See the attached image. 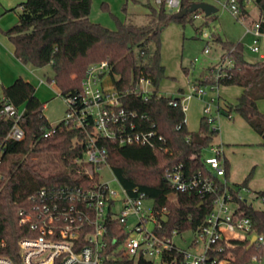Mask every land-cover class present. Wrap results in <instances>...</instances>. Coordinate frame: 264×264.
<instances>
[{
	"label": "trees",
	"instance_id": "trees-1",
	"mask_svg": "<svg viewBox=\"0 0 264 264\" xmlns=\"http://www.w3.org/2000/svg\"><path fill=\"white\" fill-rule=\"evenodd\" d=\"M243 10L244 0H239ZM194 1L182 0L181 9L189 7ZM264 14V0H255ZM92 0H25L19 3L17 21L2 32L14 45L15 56L29 66L45 67L50 65L61 96L76 94L88 66L107 60L111 66L110 77L114 88L122 95L124 107L136 112L134 121L137 129L154 132L152 145H120L112 140H104L109 153V163L120 182L129 191L138 188L147 198H152V211L162 223L159 233L170 235L176 230L195 232L206 220L213 208L214 194L200 198L196 192L176 191L165 178L167 169L180 167L186 175L202 172L219 184V191L225 188L232 191L237 202L235 213L249 217L256 233L264 235V208H255L247 199L239 198V191L247 186L253 170L239 183L229 179L230 162L223 155L225 175L215 176L209 169L204 151L216 145L219 132L206 115L200 118L197 130H190L185 112L180 105L174 106L171 100L181 96L166 95L159 86L165 78V66L161 55V32L170 22L186 24L192 22L197 10L183 16L170 12L164 4L145 6L148 22L137 24L132 21L117 20L115 29L90 20ZM126 8V6H124ZM214 14L206 16L213 17ZM216 40L227 49L220 61L228 55L231 64L225 67L227 74L215 78V67L196 78V86L237 85L244 88L235 103H227L223 114H239L262 138L264 145V112L257 100L264 98V58L250 62L243 53L242 42H231L220 38ZM218 64V63H217ZM187 72L188 70L185 69ZM142 77L150 80L152 90L138 92L137 86ZM0 108L7 100L16 106H24L20 124L25 135L21 140L9 139L6 152L0 164V242L6 247L0 252L15 257L19 239L26 234V228L19 223V210L30 204V197L45 185L62 183L77 173L71 160L82 155L86 149L83 132L78 129L58 125L55 133L45 136L50 123L45 117V103L36 94L35 85L22 77L11 84L2 86ZM5 100H4V99ZM221 110V108H220ZM14 123L13 118L0 115V140H3ZM220 146V144L217 143ZM39 155L55 157L58 164L50 171H44L35 158ZM264 197V189L256 191ZM114 229H120L118 225ZM251 238H231L222 241L224 249L213 254L224 264H251L254 256L259 257L264 247L257 242L252 245ZM232 253L233 256L229 255ZM103 264H157L154 259L143 256L137 258L111 257ZM160 264H182V254L176 248L166 251Z\"/></svg>",
	"mask_w": 264,
	"mask_h": 264
},
{
	"label": "built area",
	"instance_id": "built-area-1",
	"mask_svg": "<svg viewBox=\"0 0 264 264\" xmlns=\"http://www.w3.org/2000/svg\"><path fill=\"white\" fill-rule=\"evenodd\" d=\"M214 1L220 6L214 14L222 10L240 20L246 27V33L252 37L250 50L264 58V14L259 10L258 16L250 20V24L246 22L251 18L248 6L255 0H244L246 10H243L239 0ZM155 2L164 4L172 12L181 10L182 0ZM204 52H209V45ZM230 64L231 60L226 55L216 65L215 78L226 75L225 67ZM110 70L107 60L90 64L81 90L63 96L68 105L65 118L56 124L50 123L44 135L55 133L61 123L84 133L79 142L84 143L86 149L82 155L71 160L76 165L77 173L65 182L43 186L30 197L28 206L21 207L19 223L26 228V234L18 241L15 257L0 252V264H103L105 259L111 257L161 258L172 248L181 252L182 264H224V259L218 260L213 255L224 249L222 241L244 235L252 238L255 235V242L264 247V235L255 232L251 219L238 216L236 207L230 210L231 201H235L232 191L225 188L223 192H218L219 184L209 175L202 172L186 175L177 166L167 169L165 173L173 189L194 191L200 198L214 194L213 208L205 222L194 232L195 238L191 243L196 247L194 250L175 244L173 237L178 234L176 230L170 235L159 233L157 228H161L162 223L152 210L149 215L143 210V201L147 198L145 192L138 188L129 191L123 186L109 163L107 148L102 145L104 140H112L120 145H152L154 136L152 130L137 129L133 119L136 112L124 107L122 95L115 88H105L104 78L110 75ZM136 90L148 94L152 90L150 80L142 77ZM205 93L203 86L194 85L190 93L179 95L180 100H171L170 103L180 105L186 112L190 99ZM23 112L24 106H16L7 100L0 108V115L14 119L7 136L0 140V164L6 152L7 140L24 138L25 132L20 124ZM204 115L214 128H218L210 103L205 106ZM209 149L212 154L206 156L205 161L215 176L223 177L226 171L224 158L217 155L223 154L222 147L216 144ZM106 169L112 172V180L119 183L121 192L104 179ZM246 188L242 187L239 191V198H242L241 191ZM148 220L154 222L151 230L146 227ZM115 225L120 229H114ZM6 245L5 241L0 242V251Z\"/></svg>",
	"mask_w": 264,
	"mask_h": 264
},
{
	"label": "rangeland",
	"instance_id": "rangeland-1",
	"mask_svg": "<svg viewBox=\"0 0 264 264\" xmlns=\"http://www.w3.org/2000/svg\"><path fill=\"white\" fill-rule=\"evenodd\" d=\"M211 3L217 8L219 4L214 0H203ZM20 0H0V41L6 43V38L2 30L9 28L17 21V12L20 11L18 6ZM159 6L155 0H92L89 18L92 21L99 22L104 26L115 29L117 27V18L119 20L132 21L137 24H146L148 22L147 13L149 9L145 4ZM126 6V8H124ZM251 18L258 16L259 7L255 1L248 6ZM250 24V23H249ZM220 36L223 40L231 42H242L243 53L245 58L250 62L260 61L258 54L250 50L252 37L246 33L245 25L231 16L229 13L219 10L213 17L207 18L203 12L198 13L192 22L180 24L170 22L161 32V55L166 65V77L160 82V87L169 93V90L184 88L188 90L190 85L200 76L202 72H209L210 67H215L220 60L222 54L227 51L221 42L216 40ZM4 38L5 40H2ZM209 45V52L205 53V47ZM264 48V44H263ZM198 59L195 61V59ZM0 74V96L3 95L2 86L6 82L9 69L8 61H2ZM34 69L41 77L42 83L36 92L41 96L45 103L44 114L49 123H58L65 118L68 105L65 98L59 94V90L53 81L54 71L50 65L45 67L29 66ZM185 69L188 71L186 72ZM106 89H113V83L110 75L104 78ZM206 93L196 95L189 101V108L185 113V119L190 130H197L199 126L200 116L204 114L203 106L211 103V96L221 95L233 98L239 90L238 86H203ZM239 92V91H238ZM214 105L218 101L212 102ZM234 103V102H233ZM260 109L264 112V100L259 102ZM221 117L217 119L219 132L214 143H222L226 149V155L230 160L229 179L232 183L242 182L246 176L253 170V175L248 182V188L241 191L242 199H247L255 208H264V200L256 195V191L264 189V145L260 142L259 134L248 124L244 128H232L231 122L244 121V119L236 113L232 114V118L223 114L221 108ZM243 119V120H242ZM260 142V143H259ZM233 143V144H229ZM212 152L206 149L204 156H210ZM39 165L50 171L58 164L55 157H45L39 155L35 158ZM105 180L110 182L112 188L121 192L119 183L113 181V174L106 169L103 173ZM154 201L152 198H145L143 201V210L149 215L153 208ZM237 206L236 201H231L230 210ZM146 227L151 230L154 228V222L148 220ZM195 238L192 230L175 234L173 240L175 244L183 249L194 250L196 248L191 243ZM197 247L200 248V245ZM229 255L233 256L232 253ZM155 262L160 264V258L155 257ZM251 264H264V252L259 256H254Z\"/></svg>",
	"mask_w": 264,
	"mask_h": 264
},
{
	"label": "crops",
	"instance_id": "crops-1",
	"mask_svg": "<svg viewBox=\"0 0 264 264\" xmlns=\"http://www.w3.org/2000/svg\"><path fill=\"white\" fill-rule=\"evenodd\" d=\"M23 1H25V0H20V3L21 2H23ZM20 12V11H19ZM19 12H17V19H18V15H19ZM4 37L6 38V43H3L2 41H0V74H1V65L3 64V62L2 61H4V60H6V61H8V63H9V69H7L6 70V73H7V79L5 80L6 82H4V83H7V84H3V86H6V85H9V84H11L16 78H18V77H22V78H24V79H26V80H29V81H31L34 85H35V87H36V89H38L39 88V86L41 85V83H42V79H41V77H40V75L34 70V69H32V68H30L29 67V65H26V64H23L16 56H15V54H14V45H13V43L9 40V38L6 36V35H4ZM2 40H5L4 38H2ZM222 57V56H221ZM260 57V56H259ZM261 59H263L262 57H260ZM221 59V58H220ZM220 62V60L217 62V63H219ZM162 63L164 64V61H163V59H162ZM164 66H165V71H166V65L164 64ZM205 74V72H202L201 74H200V76L199 77H201V76H203ZM161 85V84H160ZM193 86H194V84L192 83L191 85H190V88L188 89V90H186V89H184V88H178V89H172V88H170V92L171 93H169V92H167V91H164L160 86H159V90H160V92L161 93H163V94H166V95H171V94H173V95H186V94H188V93H190L191 91H192V88H193ZM235 86H237V85H235ZM239 87V92L237 91V93H235V95L233 96V98L232 99H230V96L228 97L227 95H221V94H215V95H212L211 96V103H210V107H211V111H212V114L215 116V118H216V121H217V119L219 118L220 119V117H221V111H220V108H223V107H225L226 105H227V103H235L236 102V100L238 99V97L242 94V92H243V90H244V88L243 87H241V86H238ZM36 94H37V92H36ZM37 96L40 98V100H42V98H41V96H39L38 94H37ZM196 96V95H195ZM193 98V97H192ZM191 98V99H192ZM190 99V100H191ZM213 99V100H212ZM218 101V104L217 105H214L212 102H215V101ZM261 100H264V98L263 99H259V100H257V105H258V108L260 109V107H259V102L261 101ZM208 104V103H207ZM207 104H205L204 106H203V111H204V108H205V106L207 105ZM261 110V109H260ZM262 111V110H261ZM263 112V111H262ZM186 113V112H185ZM204 115V114H203ZM203 115H201L200 116V118L203 116ZM243 120V119H242ZM199 122H200V120H199ZM187 123V122H186ZM217 123V127H218V129H219V126H220V124H219V126H218V122H216ZM231 124H232V128H235V129H237V128H244L245 126H247L246 124H248L245 120L244 121H236V120H233L232 122H231ZM249 125V124H248ZM188 126V125H187ZM250 126V125H249ZM199 127V126H198ZM251 127V126H250ZM260 136V135H259ZM262 141V138H261V136H260V142ZM259 142V143H260ZM218 144H220L221 145V147H222V153H223V155L229 160V158H228V156L226 155V149H225V147H224V145L222 144V143H218ZM229 144H233V143H229ZM229 162H230V160H229ZM229 175H230V172H229ZM260 190H263V189H260ZM257 191H259V190H257Z\"/></svg>",
	"mask_w": 264,
	"mask_h": 264
},
{
	"label": "water",
	"instance_id": "water-1",
	"mask_svg": "<svg viewBox=\"0 0 264 264\" xmlns=\"http://www.w3.org/2000/svg\"><path fill=\"white\" fill-rule=\"evenodd\" d=\"M197 10H201L205 14V16H210L217 11V7L214 6L213 4L205 2V1L193 2L189 7H185L183 9H181L179 12V15L183 16L187 13H192V12H195ZM170 12H172V11H170ZM255 239H256V236L254 235L251 238L250 245H252L255 242Z\"/></svg>",
	"mask_w": 264,
	"mask_h": 264
}]
</instances>
